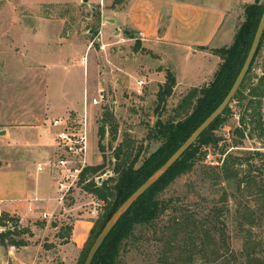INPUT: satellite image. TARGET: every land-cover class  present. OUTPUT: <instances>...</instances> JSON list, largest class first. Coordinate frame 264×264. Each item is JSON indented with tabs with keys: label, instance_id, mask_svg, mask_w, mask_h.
I'll list each match as a JSON object with an SVG mask.
<instances>
[{
	"label": "rangeland",
	"instance_id": "rangeland-1",
	"mask_svg": "<svg viewBox=\"0 0 264 264\" xmlns=\"http://www.w3.org/2000/svg\"><path fill=\"white\" fill-rule=\"evenodd\" d=\"M206 1L209 4L225 5L228 0ZM254 1L232 0L223 28L207 40L209 46L201 50L203 53L196 50L194 52L190 46L187 48L167 44L155 45L158 58L172 64L177 83V90L167 98L164 109L159 111L160 109L156 110V91L159 84L157 81L147 83L141 95H136L135 91H132L135 90L136 80L140 78L135 71H130L129 75H126L128 86L125 82L116 81L120 78L118 74L120 58H129L127 59L129 68L137 71L141 66L144 67L143 58H150L147 59L149 66L160 64V60L154 59V55L144 49L141 50L140 44L135 48L134 41H119L113 35L101 36L103 0H0V125L27 123V126H24L28 128L26 132L29 136H26V140L32 146L39 144L47 147V150H52L55 146L54 129L49 127V119L63 113L76 120L81 119L85 101L89 140L88 164H100L103 162L102 156L106 157L104 168L97 173L98 178L104 180L112 176L110 162L113 161L115 148L125 137L134 140L132 154L141 146L136 163L138 167L164 144V138L153 137L156 121L170 120L173 124H177L184 120L185 112L183 110L176 112L174 109L192 89L197 88L199 96L200 88L206 87L212 80L220 61V59L216 60L218 56L214 55L212 50L232 43L236 30L244 22V6ZM257 2L262 6L263 12L264 0ZM105 3L106 0L104 5ZM208 16L209 22L210 17L213 16ZM208 34L201 33L198 42H204ZM102 38L113 45L102 48ZM118 47L123 51H118ZM82 58L86 59L85 64L80 63ZM110 65L111 70H109ZM263 70L264 34L255 54L252 72L261 75ZM154 71L159 73L162 67ZM96 72L101 79L107 75V72L110 74L109 81L100 85L107 92L109 100L99 107L91 104L92 97L97 95L99 89L94 81L97 79ZM180 90L186 91L179 93ZM49 100L51 105H56L55 110L45 109L44 102ZM106 109L113 113L117 132L115 139L110 143L109 128L106 129L102 141L104 151H101L98 147L96 131L104 120L103 114ZM231 110L232 116L221 127L210 131L221 138L218 145L206 146L202 152L203 155L210 153L212 160L221 162L226 157L225 153L240 158L242 165L239 170L250 169L255 187L251 190H240L236 179L217 183L204 178L205 175H215L212 170L206 168L208 164L205 163V159H201L193 171L178 177L160 196L165 200L179 198L180 200L173 202L172 205L175 204V208L190 210L195 214H202L210 208H221L224 211L225 216L222 217L229 249L219 251L217 255L220 258L224 256L230 259L228 263H222L221 259H218L213 264H243L241 251L249 238L259 242L256 249L257 256H264V155L250 159L251 157L247 158L244 153L246 150H260L264 153V139L261 142L254 137H248L242 140V146L233 147L234 142L239 140L235 128L238 127L242 107L237 102H233ZM262 117L264 123V99ZM43 121L45 124H41ZM33 124L41 126L40 139ZM23 141L24 138L20 139V137L12 139L0 137V151L4 155L0 178L12 170L10 167L16 166L15 159L9 156V146H20ZM222 150L224 154L221 153ZM55 158L56 156L52 160L54 161ZM37 159L33 157L31 161H27V167L33 173ZM45 161L46 159L39 160L41 163ZM39 174L45 178L42 183L48 191L40 196L41 199L36 197L38 201L32 202V206L44 204L45 208H52L56 202L55 198L58 197L56 183L59 178L47 167ZM242 175L243 171H240L238 180ZM34 176L35 174L32 180L35 179ZM258 187L263 188L262 196L257 193ZM224 194L227 195L226 199ZM93 198H95L93 195L82 190L79 185H75L58 205L53 217L28 219V232L25 234L27 238L18 235L14 240L19 244L5 248L2 246L0 264L3 259L8 260L9 251L14 255L20 253L18 256L29 255L38 264H61L59 247L63 238L57 236L60 225L53 227L51 224L54 220L71 222L78 218L89 210ZM101 209L100 213L103 212ZM166 220L167 218L162 216L152 227H137L132 238L122 246L120 252L122 264H165L161 257L162 243L159 236ZM43 222L44 225H41ZM21 240L26 244L21 245ZM20 251L24 253L21 254ZM70 256L76 260L78 254ZM182 258V261H187L185 256ZM12 263L9 260L7 264ZM194 264L207 263L197 259Z\"/></svg>",
	"mask_w": 264,
	"mask_h": 264
},
{
	"label": "trees",
	"instance_id": "trees-1",
	"mask_svg": "<svg viewBox=\"0 0 264 264\" xmlns=\"http://www.w3.org/2000/svg\"><path fill=\"white\" fill-rule=\"evenodd\" d=\"M261 12L262 6L258 4L257 0L244 6V22L236 30L232 43L229 46L212 50L213 54L220 59L212 80L206 87L200 88L199 96L197 95L198 89L194 88L180 100L174 109L176 112L180 110L185 112V118L180 123L173 124L170 120L162 122L160 119L156 121L153 137L164 138V144L145 159L140 166L136 167V163L140 156L141 146L132 154L134 140L125 137L115 148L113 161L110 162L112 176L101 180V182L96 180L97 173L104 168L105 156H102V163L87 165L83 168L77 185L95 198L103 200L104 206L102 207L103 212L93 220V226L84 246L78 253L75 264L84 263L95 238L114 211L174 153L226 97L247 56ZM129 37L133 38V35L130 34ZM138 45L139 42L135 41L134 47L138 48ZM197 48L199 50L207 49L206 46ZM254 62L255 57L241 85L222 114L212 122L166 173L130 206L105 238L91 264H122L120 259L122 246L132 238L134 230L137 227H152L162 216L167 218L159 236L162 243L161 257L165 264H194L197 259H202L207 264H213L218 259H221L222 263L229 262V257L220 258L217 255L219 251H228L229 249L223 219L225 213L221 208H210L202 214H195L190 210L175 208L176 205H172V203L179 201V198L165 200L160 196L172 182L181 175L193 171L196 164L204 159L205 153L203 155L202 152L204 147L218 145L221 138L210 131L221 127L232 116L231 104L233 102H237L242 107L239 124L235 128L239 140L234 142L233 147L242 146V140L248 137H254L263 142L264 70L261 75L254 74L252 72ZM175 84L174 73L170 69H166L165 81L159 86L156 93V110L164 109L166 100L173 93ZM103 115L104 120L96 131L98 147L101 151H104L102 141L106 129L109 128L110 143H112V139H115L117 132V124L112 111L106 109ZM221 153L224 154V150ZM244 153L247 158L251 157L250 159L264 155L260 150H246ZM225 156L221 165H207L206 168L212 170L215 176L205 175L203 177L217 183L236 179L240 190H251L255 187L250 169L239 170L242 160L231 156L230 153H225ZM217 169L220 171H216ZM240 171H243V175L238 180ZM257 193L262 196L263 188L258 187ZM223 196L226 199L227 195ZM3 216L7 217L8 214L3 213ZM73 220L71 222L55 220L52 222L53 227L60 225L57 236L63 238L61 243L68 241ZM41 225H44V222ZM12 226L13 229L7 228L0 233V244L4 248L19 244L15 242L14 238L18 235L24 237L28 232L24 228H17L15 224ZM20 244L25 245L26 242L21 240ZM258 245L259 242L253 239L247 240L241 251L243 264H264V256H257L256 253ZM183 256L186 257V262L182 261ZM209 257L213 258L209 259Z\"/></svg>",
	"mask_w": 264,
	"mask_h": 264
},
{
	"label": "crops",
	"instance_id": "crops-1",
	"mask_svg": "<svg viewBox=\"0 0 264 264\" xmlns=\"http://www.w3.org/2000/svg\"><path fill=\"white\" fill-rule=\"evenodd\" d=\"M231 2L232 0H228L225 2V5L223 3L218 5V3L209 4L206 0H106L104 5L103 0L100 27L101 36L108 37L109 35H113L115 38H118L119 41H134V43L138 41L141 50L144 49L149 52V54L154 55V59L160 60V64L149 66L147 64V59L150 58H143L144 67L141 66L139 71H137L129 68V61L127 62L129 58H120V66L118 68L120 78L116 81L125 82L127 84L126 75H129L130 71H135V73H138L140 76L135 82V90H132L135 91L136 95H141L142 93L138 94L136 91L141 88L143 92V87L152 81H157V83H159L157 85L159 89V86L165 81V70L170 69L174 73V69L171 63L162 60V58H158L159 55L156 54L155 45L167 44L174 47L185 46L187 48L190 46L191 50L194 52L195 50L202 52L198 50L197 47L209 46L206 43L207 40L213 35H216L217 32L223 28L225 16L230 11ZM92 9L95 8L92 7ZM208 15L213 16L210 17L209 22L207 21L209 19ZM201 33H209L204 42H198V38L202 36ZM130 34L133 35V38L129 37ZM101 40L102 48L113 45L103 40V38ZM104 41L106 43H104ZM89 45L90 44H88V46ZM110 49L111 51L113 50L112 47ZM118 51L123 50L121 47H118ZM216 60H219V57L216 58ZM160 67H162V71L155 73L154 70ZM109 70H111V65L109 66ZM98 76V72H96L97 79L94 81L100 88L101 83L109 81L110 74L107 72V75L102 79ZM103 79L105 81H103ZM138 81H143L141 87L138 85ZM158 89L156 92H158ZM176 90L177 83L173 88V92ZM183 91L186 90H180L179 93ZM44 105L46 110H49V108L55 110L57 108L56 105H51V100L45 101ZM63 116H65L64 113L60 116L51 117L48 121L49 127L52 128L50 125L52 119ZM41 124H45V122L43 121ZM33 125H35V129L38 131V139H40L42 136L39 130L41 126L40 124ZM24 126H27V123L19 125H0V131L4 130V134L0 135V137L3 136L9 139L18 137H20V139L24 138L22 145L9 146V156L15 159L16 166L10 167L12 170L8 171L7 175L3 176V178H0V210L5 214L21 217L23 219L21 228L28 231V219L34 217L41 218V214L53 212L58 207L56 202L52 208H45L44 204H35V207L32 206L33 212L27 213V200L34 197L41 199L40 196L48 191V189L44 188L42 183L45 178L41 176L36 169L34 173L29 170L27 167L28 162L31 161L33 157L38 158L36 166L41 163L39 162L40 159L52 161L56 156L57 149L56 146H54L52 150H47V147L45 148L39 144L32 146V144L26 140V136L29 135L26 132L28 128ZM43 148H45V150ZM32 154L35 156H31ZM3 160L4 155L0 151V168ZM33 174H35L34 180L31 179ZM92 226L93 219L88 212L79 215L78 218L73 220L68 241L61 243L59 247L61 264H75L76 260L70 255H77L79 253L88 238ZM0 251L2 252L1 244ZM20 252L21 254L24 253L23 251ZM18 254L20 253L14 255L9 251L8 256L10 258V256L13 255L12 258H8L7 261L3 259L2 264H7L9 260L13 262L12 264H38L29 255L28 257H24L22 256L23 254L21 256H18Z\"/></svg>",
	"mask_w": 264,
	"mask_h": 264
},
{
	"label": "built area",
	"instance_id": "built-area-1",
	"mask_svg": "<svg viewBox=\"0 0 264 264\" xmlns=\"http://www.w3.org/2000/svg\"><path fill=\"white\" fill-rule=\"evenodd\" d=\"M86 59L82 58L80 63L85 64ZM141 87L143 81H138ZM138 94L142 93L141 88L136 91ZM109 96L104 88L97 90V95L92 97L91 104L93 106H102L107 103ZM51 127L54 129V142L57 149L55 160L39 163L36 166V171L41 172L45 167L50 169L54 176H58L57 193L58 197L55 198L56 203L59 205L68 192L77 185L79 175L83 168L88 164V123H87V104L84 101L83 113L81 119H75L70 116L54 118L50 122ZM205 163L211 166L221 165L220 160H212L210 153H205ZM97 182L99 178L96 177ZM38 201L36 197L28 199L27 213L33 212L32 202ZM90 208L87 211L90 217L94 220L100 214V209L104 206V201L93 198L90 202ZM55 211L50 213L41 214V219L53 217ZM23 219L16 215L3 216L0 210V233L7 228L13 229V224L17 228H21ZM15 222V223H14Z\"/></svg>",
	"mask_w": 264,
	"mask_h": 264
},
{
	"label": "water",
	"instance_id": "water-1",
	"mask_svg": "<svg viewBox=\"0 0 264 264\" xmlns=\"http://www.w3.org/2000/svg\"><path fill=\"white\" fill-rule=\"evenodd\" d=\"M86 1V0H83ZM264 34V9L259 20L256 32L254 34L251 46L247 53V56L243 62V65L231 86L226 97L220 103V105L189 135V137L174 151L173 154L157 169L155 170L110 216L108 221L103 226L102 230L95 238L93 244L91 245L87 256L83 264H91L94 256L96 255L99 247L108 236L110 231L124 215V213L130 208V206L144 193L146 192L153 184H155L165 173L166 171L182 156V154L197 140V138L219 117L224 109L228 106L232 100L234 94L241 85L245 75L247 74L251 63L255 57V54L258 50L260 41ZM4 134V130L0 131V135ZM101 181V178H99Z\"/></svg>",
	"mask_w": 264,
	"mask_h": 264
}]
</instances>
